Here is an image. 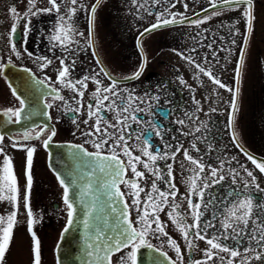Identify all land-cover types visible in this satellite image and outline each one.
Instances as JSON below:
<instances>
[{
    "label": "flooded vegetation",
    "instance_id": "af4514ba",
    "mask_svg": "<svg viewBox=\"0 0 264 264\" xmlns=\"http://www.w3.org/2000/svg\"><path fill=\"white\" fill-rule=\"evenodd\" d=\"M139 2L144 4L143 8H140L139 4L134 5L133 0H102L96 13L94 32L91 36L87 16L83 11L78 10L71 23L76 33L84 35H72L71 40L78 43L68 42L65 48L60 41L53 38L57 34L63 35L59 31L60 21L55 11L29 16L30 23L20 18L15 25L17 30L13 34L10 31L13 27L10 9L15 6L18 13L23 14L29 7L28 0H0V66L3 68L0 71V134L4 136L0 147H3L4 153L12 158L20 188L17 223L13 230L12 243L6 253L5 264H32V241L27 230V217L23 203L26 152L11 147L12 140H18L25 146L36 148L32 168L31 206L34 214L39 216L34 230L41 241V264H56L55 248L61 231L67 223V209L62 199L63 189L57 180L56 173L48 164V149L43 147V140L50 135V131H45L40 139L29 141H24L22 134L30 131L35 135L41 128H54L56 135L52 138L50 145L72 143L82 145L89 152L97 151L93 147L96 137L84 135L93 131L92 124L95 118L93 117L87 124L84 121L89 119L87 105L94 103L91 98L97 85L92 80L87 81L88 88L81 98L71 89L57 83L62 58H65V64H71L73 59L76 61L74 68H70L68 77L73 81L85 75L95 77L99 72L100 75L97 78L102 81L101 89L109 86L112 80L117 81L118 91L127 89L128 91L122 92V95L126 98L131 93L136 98L133 106L142 110L134 113L141 121L140 124L129 121L131 129H134L136 133L143 132L150 137L153 149L166 151L169 156L174 154V159L156 161L160 179H157L156 175L148 169H144L142 164H137V169L145 173L144 179L139 181L141 187L145 189V192L140 194L142 202L146 199L145 193L151 189L153 182L166 192L169 190L170 182L174 183L179 190L175 200L169 199V207H165L159 213L161 221L166 225L165 231L168 236H159L158 239L148 236L155 247L167 252L168 256L179 264L175 250L168 245V237H171L181 248L183 264L207 260L204 250L209 249V246L204 241L193 239L192 242L196 247L190 253L181 233L167 215L171 211L170 205L175 203L185 214V222L189 225L193 223L192 210L188 208L185 197L189 195V177L193 175L189 169H194L196 166L185 159V150L193 157L201 159L206 165L202 174L205 178L212 179L211 168L213 167L218 169V175L224 176L221 183L215 184L206 192V200L210 197L220 198L216 201L215 207L213 205H208L206 209L202 207L205 214L201 218V224L212 219L213 213L216 216L214 222L217 227L209 229L210 233L217 234L222 231L220 220L223 217L220 209L228 205L225 197L230 198L233 190L237 192L242 190L245 183H248L249 188L244 195L251 196L254 203L253 220L257 215L264 219V210L256 207L257 204L264 205V191H262L264 190V173H261L235 146L232 140V128L228 123L233 93L227 88H236L237 55L241 51L240 45L245 31V22L240 11L225 10L222 15L208 19L215 11L212 9L197 18L196 20L208 19L207 33L202 37L197 38L195 33H187L185 26L190 22L155 29L141 37L140 34L145 28L157 23V16L161 13L168 19L172 18L169 13H182L183 17L190 18L210 4L209 0H179V2L159 0V3H154L153 0H139ZM83 3L90 8L95 0H83ZM173 3L175 7H172ZM184 3L188 4L187 10L183 6ZM254 4L256 20L253 35L246 49L247 53L252 40L258 44L257 50H264V0H254ZM48 7H50L48 0H37L36 8ZM63 13L62 6L60 14ZM183 17H176V19L180 20ZM233 25L239 30L240 35H234L229 31ZM233 40L236 41L235 44L232 43ZM13 43L16 45V50L20 52L19 57L12 50ZM89 44L92 47H89ZM208 45L212 47L209 48ZM222 48L227 50L220 51ZM93 51L96 52V56H93ZM213 51L217 53L216 59H213ZM29 52L33 55L29 56ZM178 53H182L183 57L194 59L196 63H202L206 56L209 63H203V67L211 68L213 75L218 77L227 88H220L202 73L197 79L198 70ZM145 57L146 64L139 78L125 79L139 70ZM41 58L51 60V64L42 67L45 61ZM97 59L100 60V64H97ZM262 60L260 59L261 63ZM101 67L108 72V76L100 72ZM245 77L244 68L238 85L240 94L234 130L243 149L251 156H257L258 158H254L258 162H264V80L258 83L256 91L246 96L250 105L247 113H244L242 103L247 85ZM9 80H16L25 89L21 97L26 101L25 114L22 123L19 124L9 122L3 115L8 108L21 107L13 95ZM52 88L57 91L52 92ZM57 95L64 99L54 98ZM78 100L80 104L77 103ZM74 109L79 111H73ZM108 115L111 116V113ZM178 121H184V123L181 124ZM154 126L158 128L159 135L153 130ZM197 128H200L199 132L196 131ZM109 131L113 130L109 129ZM143 138L142 136L141 139H137L133 134L128 138V146L134 156H140L146 161L147 157L141 152L144 147ZM110 144H112L111 140L104 146L103 154H111L108 151ZM193 144L199 149L198 152L192 148ZM166 145L171 147L166 148ZM118 151L120 159L127 161V156L123 155L122 150ZM3 159L4 155L0 154V164ZM169 165H171V177L168 175ZM247 171L253 172L256 177L255 182L247 176ZM233 172L236 173L235 177L232 175ZM124 178H133L130 169ZM255 184L259 185V189L255 187ZM119 189L124 193V200L129 205V217L134 226L139 229L140 225L136 221L140 214L133 204L130 189L123 183H119ZM190 198L193 202H197L198 198L195 195ZM10 210L8 201L0 202V214L6 215ZM254 226V223L250 222L249 227ZM223 243L229 247L238 248L241 254L232 258L229 253L209 249L213 251L215 259L207 260V264H220V257L224 258L225 264L229 259H232L233 264H247L249 261L250 264H264V259L254 258L256 251H264L259 249L254 241L242 238L239 243L233 239L225 240ZM250 247L255 251H249Z\"/></svg>",
    "mask_w": 264,
    "mask_h": 264
},
{
    "label": "snow or ice",
    "instance_id": "6c2138e0",
    "mask_svg": "<svg viewBox=\"0 0 264 264\" xmlns=\"http://www.w3.org/2000/svg\"><path fill=\"white\" fill-rule=\"evenodd\" d=\"M154 3H159V0H153ZM179 2V0H177ZM37 0H28L29 7L25 10L23 14L18 13V10L15 6L11 7L10 12L13 17V27L10 29L11 33L16 32V23L20 18L25 19L26 22H29V16H35L40 12L51 13L55 11L58 14L60 25L59 31L63 35L57 34L53 38L61 42L65 48H67V43H78L71 40V36L78 34L83 36V33H76V30L73 28L71 23L73 17L76 15L78 10L83 11L88 19L89 25V35L91 36L94 32L96 13L99 5L102 3V0H95V3L89 8L83 3V0H48L50 7L48 8H36ZM133 4H139L140 8L144 7L143 3H140L139 0H133ZM211 9H215L212 12L211 16L208 19H211L212 16H219L225 10L229 11H240L241 17L245 22V31L243 34V41L240 45L241 51L237 55V66L235 69V80L237 85H239L243 69L246 63L247 56V47L249 45L250 38L254 32V22L256 16L254 13V0H209ZM64 7V13H61V7ZM184 8L187 10L188 4L184 3ZM172 7H175V3L172 4ZM205 12L210 11V9H204ZM172 16L171 19L165 18L163 14L157 16V23H154L149 28H145L141 32V37L145 33H150L154 29H159L162 26H166L174 23H183L184 19L182 13H169ZM199 16L200 13H197ZM176 17H183L180 20H177ZM205 19H200L198 21H193L197 25L205 23ZM237 23L239 21L237 20ZM230 32L234 35H240L239 30L235 29L233 25L229 29ZM233 44L236 41H232ZM89 47H92L89 44ZM209 48L212 45H208ZM12 50L16 53L17 57L20 56V52L16 50L15 43L12 44ZM227 49H220V51H226ZM195 51V49H193ZM142 52V48H141ZM93 56H96V52L93 51ZM182 58L188 60L190 64H193L195 69L198 70L196 78L199 79V74L207 76L214 84H217L220 88H227V86L220 81L218 77L213 75L211 68L203 67V63H209L208 58L205 56L202 63H196L194 59L190 57H183L182 53H178ZM29 56H32V53H28ZM213 59L217 58V53L213 51ZM45 61V64L42 67H46L48 64H51V60L47 58H41ZM97 64H100V60L97 59ZM76 61L73 59L71 64H65V58L60 60V69L58 70L57 83L61 84L63 87L71 89L76 96L83 97L85 90L88 88L87 81L92 80L97 88L92 94V101L94 103H89L87 105V115L88 120H85L84 123H89V120H92L93 117L94 123L92 124L93 131L84 133L87 136H95L96 142H93V147L97 149L96 152H88L83 148L82 145H72L73 148L78 150V153H82L83 157H88L95 161L94 165H87L90 168V172H83L82 176L85 178L83 186L80 189L79 200L81 203L84 202V197L91 198V204H89L86 212L87 218H82V223L87 231L89 228L90 219L93 216V213L97 212V203L99 201V196L95 195L92 179L96 176L97 171L100 173H106L107 179L103 182L102 187L106 190L108 195V200L110 201L109 207L112 212H116V201L119 200L123 203L122 210L118 213L119 223L117 224V234L109 235L104 233L102 230L98 229L95 235L93 243H87V249H89L87 255L92 257V260L88 264H113L112 257L116 253L122 252L124 249H129L124 256L117 258L116 264H137V254L141 248H147L154 252H159V255L164 258L167 264H178L176 260H172L168 256L167 252L161 251L159 248L155 247L148 239V236L151 235L155 238L159 236H168V233L165 231L166 225L161 221L159 213L164 210L165 207H169V199L175 200L176 195L179 190L176 188V185L172 182L169 183V190L163 191L157 187L156 183L153 182L151 189L145 193L146 199L142 202L140 199L141 192H145V189L141 187L139 181L143 180L145 173L137 169V164H142L144 169H148L152 172L153 175H156L157 179L161 177L158 175L159 168L156 167V161L158 159H174V154L169 156L166 151H161L158 149H153L152 144L150 143V137H147L145 133H136L134 129H131L129 121L140 124L141 121L138 119L137 115L134 113L142 111L138 107H134V98L131 93L125 98L122 95V92H127V89L117 90V81L112 80L109 86L103 87L101 89L102 81L97 77L100 73H96V76L85 75L82 78L76 79L73 81L69 79L70 68H74ZM146 64V57L144 58V63L139 67V70L136 71L132 76L126 77L125 79H137L142 74L144 70V65ZM3 68L0 66V71ZM100 72L108 76V72L101 67ZM49 79V78H46ZM109 79L111 77L109 76ZM43 83V81H40ZM229 92L233 93V98L230 101L231 111L229 114V127L232 128V140L237 148L244 153L245 156L259 169L261 173H264V162H258L253 156H251L246 150L243 149L239 143V139L235 134V117L238 112V97L240 94V88L236 87L235 89L227 88ZM52 92H56L55 88L51 89ZM13 95L19 101L21 107L17 109L8 108L3 112V115L8 118L9 122L22 123L25 114V104L26 101L17 94L16 90L13 89ZM63 100L62 96L54 97ZM143 102V101H141ZM80 104V101H77ZM198 103V102H197ZM51 107V105H48ZM82 107V105H81ZM73 111H79V109H74ZM111 113V116L108 114ZM50 119V117H49ZM178 123L183 124L184 121H178ZM103 125V126H102ZM112 129L113 131H109ZM153 130L159 135V130L155 126ZM45 131H50V135L43 140V147L48 149L52 138L56 135L54 128H41L35 135L30 131H25L23 135L24 141H29L32 139H40L41 135ZM197 132L200 131V128L196 129ZM133 134L136 135L137 139H141L143 136L142 143L144 147L141 149L142 155L147 157V160H142L140 156H134L132 151L128 146V138ZM112 141V144L109 145L108 151L110 155H104L103 149L105 145L109 144V141ZM4 136L0 134V145L3 144ZM11 147L18 150H23L26 152L25 160V188L23 203L27 217V230L31 236V254H32V264H41V241L37 236L36 231L34 230V225L39 221V216L34 214L31 206V191L33 186V159L36 152V148L25 146L21 141L12 140ZM171 147L166 145V148ZM192 148L195 151H199L196 148L195 144L192 145ZM122 150L123 155L127 156V161L120 159V152ZM209 147V151H211ZM0 154L4 155L2 164H0V169H2V174H0V202L8 201L11 210L7 214H0V264H5L6 253H8L10 245L13 240V230L17 223V213L20 205V188L18 177L16 175L12 158L7 156L4 153V148L0 147ZM82 159V157H81ZM185 159H187L192 165L196 167L194 169H189L193 173L189 177L188 183V196L185 197L187 200L188 208L191 211L193 218L192 224H187L185 222V214L181 212L180 206L178 204L170 205L171 211L167 213L170 221L178 231L181 233L183 239L188 245V250L191 253L196 245L192 242L193 239H198L204 241L211 250H217L219 252L229 253L230 257L235 258L240 255V250L238 248L229 247L224 244L223 241L228 239H233L237 243L240 242L242 238H247L249 241H254L255 245L259 246V249L264 250V219H261L258 215L255 220H253V208L254 203L251 196L244 195V192L248 190V183L244 184L242 190L237 192L233 190V193L230 198L225 197L228 200V205L220 209V214L223 219L220 220V228L222 231L217 234H212L209 232V229L217 227V224L214 222L216 219L215 213H213L212 219L206 221L204 224H201V218L205 214L202 210L207 208L208 205H213L215 207L216 201L219 200V197H210L206 200V192L208 189L213 188L215 184L221 183L224 180L223 175H218L217 168H211V180L205 178L202 174L204 173L206 165L202 162L201 159H197L190 155L187 150H185ZM169 177L172 176L171 165L168 166ZM220 168H223V163L220 165ZM131 170L133 178L125 179L124 177L127 174L128 170ZM235 177L236 173H232ZM247 176L252 178V181H256V177L253 175L252 171H247ZM57 180L60 186L63 189V202L66 205L67 209V225L63 230V233H67L69 229L74 224V217L77 214V209L75 207L76 194L73 192L72 185L77 184V179L65 178L61 174H57ZM199 181V183H198ZM126 184L130 189V195L133 197V204L136 206V211L140 214L136 223L140 225L139 229L134 226L133 222L129 217L128 208L129 205L127 201L123 200L124 193L119 191L118 184ZM235 183V179H233ZM255 187L259 189V185L255 184ZM115 190V191H111ZM264 191V190H262ZM195 195L198 199L197 202H193L190 196ZM223 203V201H221ZM256 207L264 210V205L257 204ZM250 222L254 223V227L250 228ZM122 225V226H121ZM155 225V227H153ZM63 236V234H62ZM190 236L192 237L190 239ZM168 245L175 250L176 256L179 260V264H183L181 248L176 240L168 237ZM205 249L204 255L207 260H214L213 251ZM249 251H255L253 248H249ZM256 260L264 259V251H256L255 257ZM205 261H194L193 264H207ZM220 264H225L224 258L220 257ZM153 264H160L159 261L154 260ZM226 264H233L232 259L227 260ZM250 264V261L247 262Z\"/></svg>",
    "mask_w": 264,
    "mask_h": 264
},
{
    "label": "water",
    "instance_id": "95a60500",
    "mask_svg": "<svg viewBox=\"0 0 264 264\" xmlns=\"http://www.w3.org/2000/svg\"><path fill=\"white\" fill-rule=\"evenodd\" d=\"M206 8L210 9V11L212 10L211 6ZM204 9L197 12L200 13L199 16L196 13L193 17L184 19L183 23L190 22L202 16L206 13ZM9 84L12 91L15 89L17 94L22 97L25 90L22 85L16 82V80H9ZM236 87H238L237 83ZM72 145L76 144H51L48 147V164L50 168L56 173V175L61 174L65 178L77 179V184L72 185L73 192L76 194L75 207L77 209V214L74 217V224L69 229V231L67 233H63L67 223L61 231L55 248L56 264H88V262L92 260V257L87 255L89 251L86 246L87 243L94 242L98 229L102 230L104 233H108L109 235H116L117 224L119 223L118 213L123 208V203L117 200L115 205L116 212H112L111 208L109 207L110 201L108 200L107 192L102 187L103 182L107 179V174L97 171L96 176L91 182L93 184L95 195L99 196V201L97 203L98 210L97 212L93 213V216L89 222V228L87 231L85 230V227L82 223V218H87V208L92 201L90 197L86 196L84 197V202L81 203L79 200V193L85 179L82 176V173L90 172V168L87 165H94L95 161L88 157H83V154L78 153V150L73 148ZM254 157L258 158L257 156ZM137 257V264H153L154 260L159 261L160 264H167L164 258L159 255V252H154L147 248H141L137 254Z\"/></svg>",
    "mask_w": 264,
    "mask_h": 264
},
{
    "label": "rangeland",
    "instance_id": "374dc122",
    "mask_svg": "<svg viewBox=\"0 0 264 264\" xmlns=\"http://www.w3.org/2000/svg\"><path fill=\"white\" fill-rule=\"evenodd\" d=\"M205 20H206L205 23H201L199 25L193 22L188 23L185 26L187 29V33L189 34L195 33L197 38L205 35L207 33L206 27L208 25V19ZM257 49H258V44L256 42L254 43L252 40L251 47L248 50L246 63L244 66L246 72L245 83H247L245 87L246 92L243 95V103H242L243 106L242 112L244 113H247L248 106L250 105V103L247 102L248 99H246V96H248L252 91H256L258 88V83L261 80H264V50L259 51ZM260 59H263L262 63L260 62ZM127 251H129V249H124L122 252L113 255L112 257L113 264H116L117 258L120 256H124Z\"/></svg>",
    "mask_w": 264,
    "mask_h": 264
}]
</instances>
